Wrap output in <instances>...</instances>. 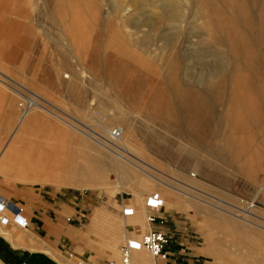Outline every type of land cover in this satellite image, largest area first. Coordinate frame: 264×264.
I'll list each match as a JSON object with an SVG mask.
<instances>
[{
	"label": "rangeland",
	"instance_id": "obj_1",
	"mask_svg": "<svg viewBox=\"0 0 264 264\" xmlns=\"http://www.w3.org/2000/svg\"><path fill=\"white\" fill-rule=\"evenodd\" d=\"M113 1L0 0V109L6 107L9 118L13 106L19 116L25 103L28 115L39 114L48 129L61 127L83 146L91 141L107 152L90 135L106 142L107 130L122 126L130 158L142 168L129 164L127 177L115 168L109 185L98 189L17 170L12 179V159L4 155L11 129L0 136V177L109 205L100 215L115 219L113 235L106 228L111 219L89 231H99L95 264H104L97 258L119 261L121 245L135 231L133 215L122 213L141 207L132 192L144 193L137 224L145 227L138 238L150 229L146 197L158 192L164 206L155 224L168 244L190 253L183 257L192 264H256L264 259V0H159V7L121 0L120 11L112 10ZM165 2L176 3L179 19L169 17ZM146 18L154 24H145ZM39 135L28 137L38 141ZM24 153L20 149L18 157ZM138 178L146 185H136ZM172 201L190 208L175 210ZM195 204L201 214L192 218ZM124 219L128 227L120 228ZM72 242L79 247L67 257L85 261L91 246ZM218 244L219 252L204 253ZM142 251L141 260L153 264Z\"/></svg>",
	"mask_w": 264,
	"mask_h": 264
},
{
	"label": "crops",
	"instance_id": "obj_2",
	"mask_svg": "<svg viewBox=\"0 0 264 264\" xmlns=\"http://www.w3.org/2000/svg\"><path fill=\"white\" fill-rule=\"evenodd\" d=\"M12 110L8 118L6 107L0 109V136L9 131L8 129L5 132L3 129L8 128L10 123L13 124L16 119H14L15 113ZM11 159L13 166L11 164L8 175L14 179L12 176L14 174L13 170H17L19 174V163L16 164L18 155L10 157ZM2 166L6 167L4 163ZM16 182L13 183L9 178L0 177V194L6 199L22 205L29 220V225L27 228L17 227L14 230L11 229V226L6 225L5 229L0 226V264H75L71 258L67 257L68 250L79 247L78 244L72 242L74 238L76 243L82 241L83 244L91 246L85 249L83 258L86 262L95 264L93 263L95 258H91V256L95 257L97 255L93 251V247L97 245L95 236L99 231L91 233L89 231L97 229L105 219V221L109 219V215L101 216L100 213L104 212V208L109 211L110 206L100 203L92 205L91 198L86 199L83 193L75 195L74 191L61 190L49 185L34 187ZM93 213H95V216L92 218ZM68 217H72L73 221H67ZM85 219L88 220L85 222ZM110 219V223L106 228L111 236L116 228V221L112 217ZM119 226L120 228L126 227L123 224ZM151 227L159 229L156 224ZM108 240L111 245L115 242L111 237ZM177 246L178 244L175 246L167 244L166 249L169 251L170 256L166 263L192 264L191 259L183 257V255H189L190 253H186L185 250L179 249ZM187 248L191 247L187 246ZM133 257V263L139 264L138 261L144 257L142 249L135 250ZM97 259L104 264L113 261L106 262L101 258ZM141 261H143V264H150L148 260L147 262L146 260L144 262V259Z\"/></svg>",
	"mask_w": 264,
	"mask_h": 264
},
{
	"label": "bare ground",
	"instance_id": "obj_3",
	"mask_svg": "<svg viewBox=\"0 0 264 264\" xmlns=\"http://www.w3.org/2000/svg\"><path fill=\"white\" fill-rule=\"evenodd\" d=\"M148 1L152 2L154 6L159 7V0H148ZM137 2L139 7H143L145 5L144 0L143 1L138 0ZM175 2L173 3L165 2L164 4L162 3L163 5L161 4L163 9L166 12H169L170 14L169 17L173 18L174 20L179 19L181 16V13L177 9ZM121 3H122L121 0H114L111 5L112 10L114 11L122 10ZM145 24L152 25L154 24V21L151 18H146ZM211 67L212 69L218 68L220 67V63L217 62L216 64L211 65ZM40 107L46 109V107H44L43 105H40ZM22 109L23 112L19 116H17L15 109L13 108L12 111L15 113L14 119L15 118L17 119V123L16 124L10 123L8 128H4L7 131L8 129L9 131L11 129H14L12 131L13 134H11L12 135L11 141L4 155L5 158L6 157L8 158V156L12 158L18 155L20 149H23L25 151L24 156L22 158L18 157L19 160L16 164L18 165L19 163V171L25 173L29 177L40 175L41 176L40 178H42L43 180H47V181L56 180L59 183L64 184L65 186H74L80 189H98L102 187L103 188L107 187L109 185V181H110L109 176H111L110 174H108L109 171H111V173H114L113 172L114 169L117 168L122 173L123 177H127L129 176V174L130 176L132 174V172L130 171L129 164H133L135 167L138 168L140 167L138 164L132 161L133 159L131 160L130 158V156L133 155V153L128 148L127 143L123 139L124 134L121 138L116 140H112L110 138V130L113 127L107 130V132L102 136V138L108 144L106 142H103V140H101L102 141L101 142L97 140L95 137H93V135H90L95 143H98L100 146L105 147V149L110 151L107 152L91 141L90 142L85 141L87 145L83 146V144L78 142V138L74 136L75 134L73 132L67 131L61 127L53 126V129H48L47 123H40L41 117L39 116V114H32L31 116L28 115L29 109L25 105V103H23ZM47 110L53 112L50 109ZM69 124L72 127L79 129L73 123H69ZM92 131L97 133V131L93 129ZM36 132L40 133L39 135L40 139H38V141L34 139H29L30 137L29 134H34V133L36 134ZM69 143L75 145V148L71 149L69 147L70 146ZM113 145L115 146V148ZM112 154L115 155L116 158L114 159L111 158L110 155ZM9 164L11 166V163ZM154 177L157 180H159L158 176H154ZM145 180L146 179L138 178L136 180L137 182L135 183L136 185L138 184L141 187L143 185H146ZM112 183L115 184L116 182L115 183L112 182ZM133 194L138 198V202L141 207L139 209L130 207L134 209V214L133 217L130 219L131 222L130 224L133 225L135 228V231H130V235H131V237H129L130 239L138 238L139 235L137 232L138 231L140 232L141 230H143V227H145V222L141 226L140 225L138 226L137 224L138 218H141V215H143V213L145 212V207L143 205L144 193L132 192L131 195ZM172 202H169V207L175 210L188 211L190 208V206L188 207L186 206L187 208L183 207L180 202H173V203ZM163 206H164V199H163L162 207ZM192 207L194 210L193 211L194 214H191L190 217L196 218L200 216L201 214L200 206L195 204ZM248 212L251 213V211ZM137 213H142V214L136 216ZM219 217H223V216H219ZM211 219L212 217H208V221H211ZM128 220L129 219H125L126 228L128 227ZM208 223L209 222H207V224ZM253 244L257 245L255 241L251 243V245ZM219 250H220V246L218 244V246H216L214 249L206 247L204 248L203 251L205 254L213 255L214 253L219 252ZM133 258H132V264H133ZM138 262H140L139 264H143L141 260ZM256 262H257L256 264H261V263L264 264V259L259 260L258 258Z\"/></svg>",
	"mask_w": 264,
	"mask_h": 264
},
{
	"label": "built area",
	"instance_id": "obj_4",
	"mask_svg": "<svg viewBox=\"0 0 264 264\" xmlns=\"http://www.w3.org/2000/svg\"><path fill=\"white\" fill-rule=\"evenodd\" d=\"M124 134L122 126H115L110 130V138L112 140L119 139ZM163 199L158 192L148 194L146 197V208L148 209L146 220L149 223L150 229L143 233L140 238L126 239L121 245V257L119 261L113 260L107 264H132V258L135 250L146 249L152 256L154 264H167L170 256L166 247L169 243V238L161 229L153 228L157 220L156 213L163 211ZM124 216L134 214L133 208L124 207L122 210ZM12 224L19 228H27L29 220L25 215L24 208L19 203L6 199L0 194V225L5 226ZM91 262L78 261L77 264H90Z\"/></svg>",
	"mask_w": 264,
	"mask_h": 264
}]
</instances>
